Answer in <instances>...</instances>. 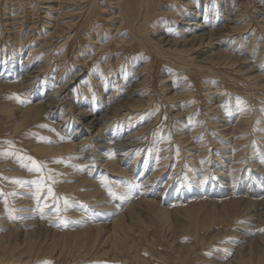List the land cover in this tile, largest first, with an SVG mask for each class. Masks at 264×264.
Instances as JSON below:
<instances>
[{
	"label": "rangeland",
	"instance_id": "374dc122",
	"mask_svg": "<svg viewBox=\"0 0 264 264\" xmlns=\"http://www.w3.org/2000/svg\"><path fill=\"white\" fill-rule=\"evenodd\" d=\"M119 2L120 0H98L96 8H100L101 14L94 15L89 21V26L85 27L82 22L88 14V9L92 3L90 0H0V84L3 82L9 84L8 86L7 84L5 86L0 85V112L5 107L10 118L9 128L3 131V135L0 136L2 138L0 153H4V155H0V264H49V262L50 264H211L216 257H220L224 253L230 254L227 256L230 259L225 261L224 264L227 262L229 264H264V177L260 176L261 174L264 175V172L258 171L257 168L254 169L256 171L252 170V175L254 174L255 178L247 185L241 182L240 179L231 184L226 194L203 195L202 193L192 197L196 201L186 205L184 203L183 206H185L180 211H174V209H170L169 206L155 199H152L155 200V203L152 204L133 205L134 202L132 201L120 205L117 203L120 194L116 189L110 192V197H113L112 200L109 198L106 200L103 198L98 199L105 195V189L102 188L104 186L107 190L109 189L108 191L122 186L127 193H131L130 190L137 193L139 189H135L124 177L120 179L123 184H118L113 176L107 175V180L112 181V185H109V182L101 183L100 178L94 179V176H97L95 174L98 173H94L93 177L87 176L85 170L89 168L88 165L94 164L93 156L105 152L104 149H96L97 151H95L93 143L97 141L94 140L105 139L107 131L103 132V135L100 133V138H91L87 133L89 129L83 126V123L92 122L94 118L102 120L108 116L109 112L112 113L119 108L125 110L137 107L143 103L141 101H146L148 103L145 108L147 111L144 113L142 121L136 122L140 118L139 114L141 112L131 118L129 117L131 116L130 112H122L125 116H121L123 115L121 114L114 121H110L112 123L107 130L112 132L113 129H116L115 126L118 123L124 121L122 122L124 126L131 120V125H134L133 131L130 133L139 131V135L130 142L132 145H136V151L133 155L137 153V145L141 146L144 142H147L141 157L144 161L147 153L145 149L148 145L159 146L166 137L169 140L168 143L171 146L179 147L180 151V144L177 145L176 143V141H180L179 127H186L188 124L183 123L191 119L192 121L189 122L190 127L188 126L187 129H190V131L198 129L200 133L198 132V136L195 137L196 140L202 139L204 133H207L205 139L208 140V146H204L203 149L208 148L210 150L205 149L204 152V159H210L206 166L208 167L213 163L216 164L214 160L217 157L214 154L219 153L216 150L218 144H224V142L216 139L217 136H214L219 134L214 128H216L219 119L222 118V114L227 115L237 112L236 115H240L241 109H248L250 104L248 102L250 99L247 97L250 94L237 92V90L235 92L226 90L227 87L224 90V82L221 77L219 78L218 73L205 77L203 82L204 85L206 84L204 86L206 88L208 86L211 89L218 87L217 92L219 95L222 93V95L219 96L216 93L215 97L212 95L209 100L205 97L207 100H202L203 102L201 100H199L201 102L194 101L195 99L192 96L188 102L184 99L183 105L176 101L166 100L170 96L168 88L170 89L172 84H174V87L176 86V90L184 87L183 74H179L182 73V68L177 63L180 60H171V63L167 62V64L162 62L159 65L156 57L154 62H151L149 70L148 68L145 69L144 66L148 64L146 63L147 60L144 62L141 58H135L136 56L132 54L133 49L129 44L132 38L135 37L137 40L134 39V41L138 48L140 45L138 38L140 40L142 37H139V32L134 23L128 24L124 20L122 24L127 12L118 6ZM226 3L229 5L234 4L235 11L241 9L238 12L242 20L239 29L233 35L235 38L232 39H237V42L230 41V45H228V48H231L235 44L233 49L236 50L228 51L227 48L225 50L234 56L235 62L237 60L234 66H230L231 69H235V71L243 69L245 73L249 64H242V59L247 57L246 59H250H248V62H253L259 58L264 63V14H261L263 13L261 11H264V0H169L166 7H164L165 11L163 10L167 13L165 15L169 18L168 22L163 23L164 15H161L152 24H163L162 27L157 29H161L157 34H163L162 37L169 36L171 39H180L182 33H184L182 31L183 24L188 22L182 14L183 11L184 14H187V7L198 6L202 11L211 10L212 12L206 14V19H198L200 22L209 23V21H212L211 18L214 17V12H217L220 18L222 17L226 9ZM187 4L188 6H185ZM48 8L50 9L48 10ZM193 12H195V9ZM172 17L175 20L169 22ZM218 19L215 20V24L220 21ZM13 22H15L14 30L10 28V24ZM165 32L166 35H164ZM208 38L206 37L203 40L204 44L209 43ZM146 42L149 41L146 40ZM143 47L145 46L143 45ZM201 50L196 52L193 47L188 46V50H185L184 53L186 57L194 58L196 63L216 65L213 62L216 57L211 55L214 50L208 47ZM149 53L152 56V52ZM212 58L215 59L212 61ZM27 60H30L34 69L40 67L42 70V76L37 84L39 93L43 90L44 84H46L44 91L46 93L53 86L61 88L73 81L67 104L73 102L76 93V99L79 100L82 98L80 95H84L83 98H86V96L87 98L97 97L95 108L88 101L90 103L88 110L92 109L90 115L88 114L89 117L84 119L80 115L76 116L79 105L70 109L67 108L69 106L67 105L66 109L69 111L62 115H60L62 108H57L54 111L57 118L43 114V110L38 111L37 115H34L35 113L28 115L26 109L32 104L30 100H33L34 93L29 92L28 89L23 90V92L16 89L17 80L20 81L21 77L31 73L26 64ZM12 63H15V68H11ZM217 66L214 70L219 73L226 71L225 78L231 77L229 80L234 81L236 76L230 73L229 68H223V65L218 66V68ZM157 71L159 73H156ZM19 76L21 77L19 78ZM214 76L217 78L215 79ZM5 77L8 79H5ZM142 81L149 82L144 85L148 89L143 90L147 95L142 98L136 95L127 97V92L133 85ZM220 81L223 83L220 84ZM248 84L250 86L254 85L250 82ZM152 85H157L160 90L157 92ZM220 85L224 86L220 87ZM104 86H107L105 90H103ZM149 86L152 91L149 90ZM186 86L187 89H190V86ZM222 88L223 91L221 92ZM211 89L209 91L212 92ZM114 91L120 93V96L115 100L111 98ZM143 91L142 93H144ZM227 91L229 92L227 93ZM99 94L102 95L99 97ZM180 94L184 95L183 90L180 91ZM227 94L229 98L224 97ZM244 95L245 97H243ZM10 96L11 99L9 100L8 97ZM109 98H111L110 101H108ZM234 98L238 99L239 102L235 99L236 103H234ZM218 99L226 100L219 101ZM239 99H242L243 102ZM41 100L43 101V99ZM41 100L33 103L42 102ZM217 102H220V104ZM93 111L95 112L93 113ZM214 113H217L216 115L219 118ZM64 115L72 118V121H68L67 125L60 122L61 117ZM202 117L205 121L202 120ZM235 120L237 121V117ZM157 121L159 123L163 121V123L158 125ZM255 124H257V120H254V125L245 131L246 141L241 146L245 149V155L241 158L253 163V165L256 163L254 160L259 157L253 154H258V149L264 146V143L259 141L262 139L264 141V128L259 129V131H263L260 134L258 129H255ZM104 126L105 124H102L91 131L95 135ZM124 129L129 133L131 127L125 126ZM183 129H185L183 131H187L186 128ZM73 135L81 136L80 141L82 139L91 141L86 143L84 150L75 147L74 150L67 152V145L73 142ZM256 135L261 138L258 136V139ZM249 136L251 139H248ZM211 137L213 142H209V139H212ZM214 137L216 138L214 139ZM4 141H11L12 145L3 143ZM119 141L114 142L118 144ZM262 144L263 146H261ZM153 145L149 152L152 154L151 161L155 158L153 152L158 151V149H154ZM46 148L51 149L44 153ZM132 150L134 151V149ZM182 150L185 151L184 148ZM262 153L264 154V152ZM226 154L229 155V153ZM28 157H32L38 162L44 161L46 168L42 172L30 171L29 168L32 165ZM84 158L87 160L85 161ZM130 159H134V157ZM182 159V162H185V159ZM182 162L179 174L186 170V165L189 166V168L186 167L187 169H193L190 164ZM171 171L170 169L167 176L171 175ZM216 172L217 170L212 172V177L215 178V181L212 179L214 186H218L217 181L220 178ZM199 174H195L196 181L202 180V172ZM49 175L52 176V180L47 179ZM186 175V178H188L189 174ZM245 178L244 175L243 181ZM94 180L98 181L95 182ZM210 180L209 178L206 181L209 182ZM38 186L40 187L39 198H35V196L37 197ZM184 186L185 183L181 187L173 184L170 193L172 199L174 197L172 194L181 193L178 188L182 190ZM48 187H51L53 195L48 194ZM234 191V195H230ZM252 191H256L257 196ZM81 192L87 193L88 196L82 197ZM247 198H252L255 203L251 206L248 205ZM95 202L98 203L95 205ZM26 203H29V205ZM30 203L34 204L33 207L37 211H40V208L43 209L42 214L43 218H47L46 221H39L36 217L30 220L33 216H27L26 222L21 220L24 218L21 213L29 209ZM101 204L103 206H100ZM97 209L115 212V214L109 222L102 221V219L92 222L91 217L93 214L103 212L97 211ZM224 209L228 213L222 215ZM121 218H123V222L121 223L120 234H113L114 224ZM22 225L28 226L25 228ZM253 229H258L261 232L262 237L259 235L261 243L258 240H251L254 238V235L252 236ZM115 243H119V246H116Z\"/></svg>",
	"mask_w": 264,
	"mask_h": 264
},
{
	"label": "bare ground",
	"instance_id": "6f19581e",
	"mask_svg": "<svg viewBox=\"0 0 264 264\" xmlns=\"http://www.w3.org/2000/svg\"><path fill=\"white\" fill-rule=\"evenodd\" d=\"M90 1L92 3L88 9V14L84 17L85 19L82 22L83 26H85V27L89 26V23H90L89 21L94 15L98 16L99 14H101L100 8H96L98 0H90ZM168 2H169V0H120V2L118 3V6L123 8L124 11L127 12V14L124 16L125 18H123L122 24L124 23V20L127 21L128 24L134 23L136 25L137 31L139 32V37H142V39H140V40L138 38V41L140 42V45L138 48H137L138 45H136V43H135V41L137 40V39H135V37L132 38V40L130 41L129 44L132 47L131 49H133L132 54L136 56L135 58H141L142 61H144V62H146V60H147L146 63H148V64L144 66L145 69L148 68V70H149V66L151 65V62L152 61L154 62L156 57H157L156 58L157 63L159 65L162 64V62H165L167 64V62L171 63V60L172 61L180 60V61H177V63L179 65V67L182 68V73H179V74H183L182 79L184 80V83H183L184 87L179 89V90H176V86L174 87V84H172L171 88L170 89L168 88V93L170 94V96L166 100L172 101V102L176 101L180 105L184 104V102H185L184 99L186 100V102H188V100H190L189 98H191L192 96L194 97V99H195L194 101H196V102L199 100H201V101L207 100V99H205V97L208 98V100H209L212 95L214 96L216 93H218L217 91L219 88L217 87L218 89L217 88L211 89L209 86H208V88H206V87H204L206 84L204 85L203 81H204L205 77H209L211 75L213 76V75L218 73L220 76L219 75H216V76H219V78L221 77L222 81L224 82L225 86L220 85V87L224 86L223 87L224 90H225V87H227L226 90H230L233 92H235L237 90V92L240 91V92H245V94H247V95L250 94V96H247L250 99L248 101L250 103L249 108L248 109L245 108L246 107V105H245L244 108L246 110L242 108L243 111L241 109L240 115H236L237 112H234V113L232 112L231 114H227V115L222 114V118L219 119V122L216 125V128H214V127L213 128L216 132L219 133L218 135L217 134L214 135V136L218 137V138L214 137V139L216 138V139H218V141L224 142V144H218V149H216V150L219 151V153L214 154V156L217 157L214 160L216 162V164L213 163V165H208V167H206V166L209 163L208 161L210 159L209 160L204 159V155H205L204 152L208 148H205L206 150L203 149L204 146L205 147L208 146V144H207L208 140L205 139V135H207V133H204V135L202 134L203 135L202 139L196 140L195 137L198 136L199 131H198V129L196 131L195 130L190 131V129H187L188 126L190 127L189 122L191 119H189V117H187V119H189V120H187L183 123V124H186V125L188 124V125L186 127L180 126L179 130H178V132H179L178 134L180 135L179 140L181 141V143H180V141L179 142L176 141V143H177V145L180 144V147H181L180 151L178 149L179 147L171 146V144L168 143L169 140L166 137V139H164V141L161 142L160 145L158 144L159 146L156 145L154 147V145L152 144L154 149L155 148L158 149V151L153 152V156L155 158L152 161L150 160L152 157V154L149 153L152 145H148V147L145 149V151H147L145 160L143 161L141 159L143 148L145 145H147V142H144L143 145H141V146L137 145V147H138L137 153L135 155H133V153L136 151L135 150L136 145H132L130 142L133 141L136 138V136L139 135V133H138L139 131L135 132V133H130L133 131V125H134V124L131 125V122H130L131 120L128 121V123L125 124L124 126L122 125V122H124V121H122L120 123L117 122L118 124H117V126H115L116 129L115 130L113 129L112 132L107 130L112 123V122L110 123V121H114L119 115L123 114L124 112H130V114H131V116H129L130 118L136 116L138 112H141L139 114L140 118L136 122L142 121L144 113H146V111H147L145 109L146 106L148 105V103L146 101H141L143 103L137 107L128 108L125 110H124V108H119V109H116V111H113L112 113L109 112L108 116L104 117L102 120H98L96 118H94V120L92 122H88L87 120H85L87 122L83 123V126H85L87 129H89V131L87 133L90 135L91 138H97V137H99L100 133H102V135H103V132L107 131L105 139L94 140V141H97V142L93 143V146L95 147V151H97L96 149H104L105 152H101V153L97 152L98 155L96 154L93 156L94 164L93 165L87 164L89 166V168H87L88 170L87 169L85 170L87 172V176L93 177L94 173H98V174H95L97 176H94V179L100 178L101 183H106V182L108 183L109 182V185H112L111 184L112 181H109L110 179L107 180V178H106L107 175L113 176V179L118 184H123L120 179H122V177H124L125 180L127 182H130L135 189L136 188L139 189L137 193L132 191V190H130L131 193H127L124 191L122 186L113 188V189H111V191H108L109 189L107 190L104 186L102 188L105 189L104 190L105 195H102L101 197H99L98 198L99 200H101L102 198L104 200H106L107 198L112 200L113 197L112 196L110 197V192H112V190L114 191V189H116V191L119 192V194H120V195L118 194L119 195L118 197L120 199L118 200L119 202H117L120 205H124V203L132 202V201L134 202L133 205H135V204H152V203H155V200H159L160 203H163V204L169 206L170 209H174V211H180L186 204H190L192 201H196V199H194L192 197H196L202 193H203V195H206V194H213V195L226 194L227 191L230 189L231 184L234 183L235 181H238L241 179V182L246 183V185H247V183H249L251 180H253L255 178V176H254V174L252 175V170H254L255 168H257L258 171L264 172V154L262 153V152H264L263 144L261 145L263 147H260L258 149V151H257L258 154H256V155L253 154L254 156H259V157L257 159H255V158H253L254 156H252V158L255 159L254 161H256V163L254 165H253V163L248 162L245 159L241 158L242 156L245 155L244 147L241 148V146L244 145L245 141H246V136H244L245 131L248 128H250V126L252 127L254 125V120H257V124H255V126H256L255 129H258V132L260 134H262L263 131L261 132V130L259 131V129L264 128V121H263L264 120V69H263L264 63L261 61L262 59L257 58V60H255L253 62H248L249 58L246 59L247 57L242 59V64L243 63L249 64L248 69L245 71V73L243 72L244 71L243 69L235 71V69L233 70L230 67V66H234V64L237 63V60H236V62L234 61L235 60L234 56L232 54H230V52H228L231 50H236V49H233L235 47L234 46L235 44L231 48L230 47L228 48V45H230L229 44L230 41L234 42V43L237 42V39H235V40H232V39L235 38V36H233V35H235V31L237 29H239V26L241 25L240 21L242 20L241 19L242 17L240 15V13L238 12V10H241V9H238L235 11L234 10L235 7L233 6L234 4L229 5L228 3H226V9H225L224 14H222L221 18H220V15H217V12L213 11L214 17L216 19L219 18L218 20H220V21H218V24H215L216 19L214 17L211 18L212 21H209V23L208 22H200L198 20L200 18L202 20L206 19V14L212 12L211 10L210 11L209 10L202 11L198 6L193 7V8L189 6V7H187V14H184V11L182 12L183 16H185L187 21H188V22H184V24H183L184 28L182 31H184V33H182V36L180 39H171V38H169V36H167V37L163 36L162 37L163 34L162 35L157 34L161 31V29L160 30H157V29L163 26L162 23H160L159 25L152 24V22L154 20H157V18H159V16H161V15H164L162 22L163 23L165 21L168 22L169 18L167 15H165L167 13L164 12L165 11L164 7H166ZM245 4H246V2H245ZM185 6H188V4ZM49 7H51V6H49ZM49 9L50 8H48V10ZM194 9H195V12H193ZM261 12H263L261 14H264V11H261ZM202 13H203V16H202ZM216 16H218V17H216ZM12 18H13V16H12ZM173 20H175L174 17H172V19L169 22H173ZM260 21H262V20H260ZM14 27H15V22L10 24V28L12 30H14ZM2 28H4V27H2ZM152 33H154V34H152ZM166 34L167 33L165 32L164 35H166ZM185 34H187V35H185ZM38 35H39V33H38ZM236 35H237V33H236ZM151 36H154V37L152 38ZM206 37H209L208 39L211 41V42L209 41L208 44L203 43V40ZM237 38H239V37H237ZM76 39H77V36H76ZM134 39H135V41H134ZM146 40L149 42H146ZM143 45L145 47H143ZM188 46H190V48L193 47L196 52L202 51L201 49H203L205 47H208L211 50H214V52L211 55L216 57L215 61H213L215 58H212V61L216 65H206V64H202V63H196L194 58H192V57L188 58V56L186 57L184 51L188 50ZM223 48H224V50H223ZM225 48H227L228 51H226ZM40 49H41V47H40ZM149 52H152V56L150 55L151 53H149ZM150 57H151V59H149ZM26 64L28 65V70L31 73H28V75L25 77L19 76V78L20 77L21 78L19 79L20 81L17 80L16 89L19 91H22V92H23V90L28 89L29 92L34 93V96L32 98L33 100H30V101H32V104H30V106L27 107L28 109H26V110H28L27 111L28 115L30 113H35L34 115H37L38 111L43 110L44 111L43 114H47L53 118H57L56 113H54V111H56L57 108H59V107L62 108V110L60 112V115H62V114H66L69 111L66 109L67 105H69L67 107L69 109L74 108V107L79 105L78 113L76 114V116L80 115V116L84 117V119H87L89 117L90 111L92 109L88 110V107H90V103L93 105V107L96 106V101H97L96 98L97 97L92 98L93 97L92 96V97L87 98V96H86V98H83L84 95H80L82 98L79 100V99H76L77 93L75 91V93H76L75 99L73 100V102H71V104H67V100H68L67 98L69 96L70 88L72 87V84L74 83L73 81H71V83H69L67 85L62 86L61 88L58 86H55V87L53 86V87H51V89H49V91L47 90L46 93H44L45 85H46V84H44L42 87L43 90L39 93L37 91L38 90L37 84L40 80L39 78L42 76V70L40 69V67H37L34 69V66L31 64L30 60H27ZM217 65L219 67L223 65L222 66L223 68L224 67L229 68L231 71L230 73H233L236 76L234 78L235 79L237 78V80L236 81H235V79H234V81L229 80L231 77L226 79L225 78V76H226L225 72L226 71H223V73L221 71V73H219L218 71L214 70V69H216ZM15 66H16L15 63L11 64V68H15ZM218 66H217V68H218ZM222 67H221V69H223ZM229 69H227V70H229ZM33 70H35V71H33ZM14 73H16V72H14ZM156 73H159V72L157 71ZM6 77H5V79H8ZM13 78H16V77H13ZM214 78H215V76H214ZM208 81H209V78H208ZM168 82H170V81H168ZM223 82H221L220 84H222ZM249 82L254 84V85L250 86L248 84ZM120 83H122V82H120ZM148 83L149 82H143L142 81V82L134 84L133 87L127 92V94H128L127 97H131V96H135V95L140 97V98L145 97V95H147V94L143 90L148 89V87H146L144 85H147ZM213 83H215V82H213ZM6 84H7V86L9 85L8 83H6ZM6 84H5V82H3L0 85L5 86ZM185 84L190 86V89H187V86ZM156 86L154 85L153 87H154V90H156L158 92L160 90V88L158 89V86L157 87ZM106 87L107 86H104L103 90H105ZM223 88H222L221 92L223 91ZM209 89H211L212 92L209 91ZM149 90H151V87ZM182 90H183L184 95L180 94V91H182ZM142 91L144 93H142ZM185 91H187V92H185ZM207 91H209V93H207ZM228 92L229 91H227V93ZM101 95L102 94H99V97ZM218 95H219V93H218ZM220 95H222V93ZM239 95H242V94H239ZM119 96H120V93H118L117 91L116 92L114 91L111 98H113V100H115ZM20 97H21V95L19 96V98ZM27 97H28V95H27ZM224 97L227 98L228 94H227V96H224ZM239 97H242V96H239ZM243 97H245V95ZM8 98L10 100L11 96ZM111 98H109L108 101H110ZM41 99H43V101ZM84 99H86V100L84 101ZM235 99L236 98H234V103H236ZM37 100H41L42 102L33 103L34 101H37ZM218 100L220 101L221 99H218ZM223 100H221V101H223ZM239 100L242 101V99H239ZM245 100H246V98H245ZM88 101H90V103H88ZM201 101H199V102H201ZM236 101H238V99H236ZM242 102H241V104H242ZM218 104H220V102ZM224 104H226V103H224ZM102 106H104V105H102ZM215 108H216V106H215ZM217 109H218V107H217ZM26 110H25V112H26ZM258 111H259V113H258ZM94 112L95 111H93V113ZM206 112L209 113L208 111H206ZM0 114H1V118H0L1 119L0 120V136H1V135H3L2 132L6 131L9 128L10 118L8 115V111L5 109V107H3L1 109ZM167 114H168V112H167ZM216 114L214 113V115L216 117H218ZM146 115H148V114H146ZM214 115H212V116H214ZM121 116H125V115L123 114ZM92 117H95V116H92ZM236 117H237V121L235 120ZM210 118L212 119V117H210ZM61 119L62 120L60 122L62 124H65V125H67L68 121H72V118H68V117H66V115L62 116ZM203 119L204 118L202 117V120ZM213 119H214V117H213ZM203 121H205V120H203ZM209 122L211 123V121H209ZM234 122H236V123L234 124ZM157 123L159 125L160 123H163V121H161L160 123L157 121ZM79 124H81V123L79 122ZM102 124H105V126L100 129L99 133H96L94 135L93 131L96 129L97 126H100ZM154 125H157V124H154ZM195 125H197V124H195ZM57 126H60V125H57ZM125 126L129 127V128L131 127V130L129 131V133H127L126 129H124ZM212 126H214V124H212ZM183 128H186L187 131H183V130H185ZM91 130H93V131H91ZM140 130H143V129H140ZM207 130H208V128H207ZM201 133H202V131H201ZM208 133H210V132H208ZM254 133H255V131H254ZM179 135H178V137H179ZM124 137H127V138L124 140L123 139ZM259 137H258V139H259ZM173 138L176 139L175 137H173ZM207 138H209V137H207ZM249 138L251 139L250 136L248 137V139ZM1 139L2 138H0V144H2ZM80 139H81V136L73 135L72 136L73 142L71 144L67 145L68 146L67 152L74 150L75 147H76V149L79 148L80 150H84V148L86 147L85 146L86 143L91 141L88 139H82L80 141ZM116 140H120L119 141L120 143L116 144L115 143ZM189 141H191V142H189ZM259 141H262L264 143L263 139L259 140ZM209 142H213V138L211 140L209 139ZM252 142H253V140H252ZM231 143H232V145H231ZM254 143H252V144H254ZM230 145H231V148H230ZM254 145H256V144H254ZM256 146H253V147H256ZM182 148H184L185 151H183ZM256 148H258V147H256ZM50 149L51 148H46L44 150V153H47L48 151H50ZM132 149H134V151ZM196 152H198V154H196ZM226 153H229V155ZM249 153H251V152H249ZM36 156H40V155H36ZM131 157H134V159H130ZM205 157L209 158L210 156H205ZM182 158H184L185 162L187 164H190L193 169H191V170L187 169V168H189V166L186 165L185 166L186 170L183 173L181 172V174H179L181 162L183 161ZM188 158L190 160H187ZM84 159H85V161L87 160L86 158H84ZM142 161H143V164H142ZM185 162H182V163H185ZM43 163H44V161H43ZM170 169L172 170L171 175L167 176ZM215 170H217V172H216L217 176L220 177L217 181L218 186H216V185L214 186V183H213L215 181L214 180L215 178L212 177V172H214ZM254 171H256V170H254ZM200 172H202V180L196 181V175L195 174L196 173L199 174ZM146 174H148V175H147V177L144 178V176ZM186 174H189L188 178H186L187 177ZM244 175L246 176V178L243 181ZM104 176H105L106 180L104 179ZM260 176L264 177V175H262V174ZM209 178L211 180L209 182L206 181ZM212 179L214 181H212ZM94 181L97 182L98 180L97 181L94 180ZM140 181H142V182L139 183ZM184 183H185V186L183 188L185 190L182 189L183 190L182 191L180 188H178L181 191V193H173L172 195L174 197L172 199V197L170 196V193L172 191L173 184H177L179 187H181L182 184L184 185ZM206 183H208V184H206ZM209 183H210V185H209ZM162 184H163V186H162ZM97 185H98V183H97ZM46 188H47V186H46ZM131 189H133V188H131ZM157 190H159V191H157ZM234 193H235V191L231 192L230 195H234ZM252 193L255 196H257L256 191H252ZM132 194H133V196H131ZM80 195L82 197L88 196L87 193H82V192L80 193ZM16 196H18V195H16ZM24 197H26V196H24ZM22 198H23V196H22ZM35 198H37V197L35 196ZM152 199H155V200H152ZM246 201L248 202L247 204L250 206L255 203V200H253L252 198H247ZM98 202H95V205ZM184 203H185V205L183 206ZM0 204H1V202H0ZM26 204L29 205V203H26ZM33 205H34L33 203H30V206L28 207L29 209L27 211H24V212L21 211L22 212L21 214L24 216V218H22L21 220H23V221L25 220V222H26L27 216H33V218H30V220H33L36 217L39 219V221H46L47 218L46 217L43 218V214H42L44 212L43 209L40 208V211H37L34 209ZM100 206H103V204H101ZM100 206H95V207L99 208ZM97 211H103V212L101 214H98L99 212L97 214H93L91 217L92 222L97 221L99 219H102V221H105V222H109L115 214V212H107L103 209H97ZM223 211H224V213L222 215L228 213V211L226 209H224ZM122 222H123V218L119 219L114 224V228L112 230L113 234H116V235L120 234ZM77 224H79V223H77ZM22 226L26 228L28 225H22ZM260 234H261V232L258 231V229H253L252 236L254 235L253 236L254 238L251 240H253V241L258 240V242L261 243V239L259 240ZM118 244L119 243H117V244L115 243L116 246H119ZM228 255H230V254L224 253L222 256L216 257V259L213 260L211 264H224L225 261L230 259V258H227ZM224 256H226V257H224ZM226 264H229V262H227Z\"/></svg>",
	"mask_w": 264,
	"mask_h": 264
},
{
	"label": "snow or ice",
	"instance_id": "6c2138e0",
	"mask_svg": "<svg viewBox=\"0 0 264 264\" xmlns=\"http://www.w3.org/2000/svg\"><path fill=\"white\" fill-rule=\"evenodd\" d=\"M21 102L23 103V101H21ZM3 143H7L10 146L12 145V142L11 141H4ZM0 155H4V153H0ZM28 159L31 161V165H32V167L29 168L30 171H33L34 170V171H37V172H42L44 170V168H46V164L45 163L38 162V161H36L32 157H28ZM55 162H60V161H55ZM47 179L48 180H52V176L49 175L47 177ZM53 182H55V181H53ZM37 183L39 184V182H37ZM39 193H40V187L38 186L37 187V198H39ZM48 194L49 195H53V191H52L51 187H48ZM49 264H50V262H49Z\"/></svg>",
	"mask_w": 264,
	"mask_h": 264
}]
</instances>
